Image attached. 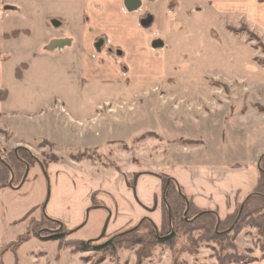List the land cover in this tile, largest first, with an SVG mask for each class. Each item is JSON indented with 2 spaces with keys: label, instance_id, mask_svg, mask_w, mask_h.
Masks as SVG:
<instances>
[{
  "label": "rangeland",
  "instance_id": "374dc122",
  "mask_svg": "<svg viewBox=\"0 0 264 264\" xmlns=\"http://www.w3.org/2000/svg\"><path fill=\"white\" fill-rule=\"evenodd\" d=\"M54 1L22 2L18 26L40 18L34 30L38 38L43 33L40 20L60 13L71 19L72 30L77 29L80 19L72 9L78 11L80 5H54ZM141 2V18L151 16L147 29L165 47L151 48L156 53L153 56L144 54L156 60L130 69L115 48H101L128 74V85L90 82L82 86L74 48L57 49L60 53L48 50L45 56L33 55L37 48H24L20 41L9 48L10 57L1 72L7 89H0V102L7 101L2 108L5 114L0 112V157L24 147L38 161L27 166L20 188L12 180L10 186L0 188V264H240L246 257L264 258V219L258 228L252 225L255 217L251 215L233 231L232 226L219 229L218 218L211 238L205 231L174 227L171 243L152 241L151 224L142 222L147 218L157 234L165 232L161 228L166 217L161 211L160 175L175 180L182 168L205 162L235 165L248 170L255 181L250 192L254 189L258 159L264 153V129L241 131L233 113L253 108L257 115H264V36L244 23L234 25L233 15L221 17L202 2ZM25 59H30V69L24 77L27 64L19 62ZM145 93L160 99L170 94L193 96L195 119L182 130L184 120L180 118L177 130L163 126L153 110L162 102L132 101L133 96L144 98ZM204 98L212 101L207 104ZM95 111V119H89ZM121 116L127 118L126 123ZM111 121L116 129L110 135L121 132L124 139L101 142L98 147L84 143L80 128ZM162 129L166 134L158 132ZM235 158L234 164L229 163ZM108 170L113 171V188L101 189L98 184L95 189L98 177H105ZM150 175L159 180L154 195L156 221L148 210L140 208L142 214L132 215L120 208L127 194H133L132 189L136 192V177L151 189ZM111 201L118 207L113 208ZM185 214L183 220L190 218ZM137 238L141 243L133 241ZM74 240H83L87 247L78 249ZM106 242H111L110 247L102 248Z\"/></svg>",
  "mask_w": 264,
  "mask_h": 264
},
{
  "label": "crops",
  "instance_id": "0c3cea01",
  "mask_svg": "<svg viewBox=\"0 0 264 264\" xmlns=\"http://www.w3.org/2000/svg\"><path fill=\"white\" fill-rule=\"evenodd\" d=\"M24 1L28 0H0V89H7L3 88L1 81V72L5 63L4 60L10 57L9 48H11L12 44L19 41L24 48H37L38 53L35 52L33 55L36 54L40 56H45V52H48V50L60 53L64 48H74V52L77 51L76 59H78L80 64L79 77L82 86L90 82L127 84L126 77H128V74L126 76V72L123 73L121 67L114 62L112 56L108 54L107 51L101 52V48H108V50L115 48L118 54H121V57L124 58V62L127 63L130 69H132L131 66H141L142 62L149 60L146 56L155 55L156 53H154L151 48H165L163 47L161 38L159 41L162 42V44L160 46H153V42L157 40H154L153 34L147 29L149 25L143 26L141 24L142 16L138 12L140 8L129 11L124 5V0H55L52 2L54 5L66 3L80 5L78 11H76V8L72 9L73 13L77 12L78 19H80L77 24L78 28L72 30L69 22L71 19L64 16V14H47L40 20L43 24V33H40L38 38L35 36L34 30L38 27L37 21L40 18L36 20L31 19V24L28 26H18L16 19L17 15L23 13L21 4ZM147 1L153 2L155 0ZM164 1H166L167 5L169 3H178L180 5L183 3L196 4L202 2L210 9L216 11L221 17L227 18L233 15L236 18V23L234 25L240 26L241 23H244L250 29L254 30L256 34L264 36V0ZM168 13L170 12L168 11ZM228 24L233 23L228 21ZM14 31H18V35L10 36ZM98 43H100V45H98ZM57 49L61 51L57 52ZM144 54L148 55L144 56ZM153 60H156V58L150 59L149 62L151 63ZM20 63L27 64V68L23 73L25 77L30 69V59H25L19 62V64ZM15 80L17 79L15 78ZM21 81L22 80H17V82ZM220 95L223 94L220 93ZM144 96V98L133 96L132 101L156 100L162 102L155 105L153 110L156 116L162 118L160 120H162L163 126L173 127V129L177 130V124L180 125L178 122L180 118L184 120V126L181 128L182 130L187 128L186 126L195 119L191 111L194 109V102L196 101L193 99V96L181 97L170 94L161 99L158 98L157 95L152 97L150 94L146 95V93ZM8 97L9 92L7 98ZM113 100L114 99L105 101ZM115 100L118 101V99ZM202 100L206 101L207 104L212 101L210 98H204ZM6 101L7 99L4 102H0V112L2 114H5L2 108L3 105L6 104ZM121 102L128 101L122 100ZM187 102H190L191 109L190 104ZM98 105L99 103L95 106L98 107ZM198 111L199 110H197V112ZM233 114L238 118L237 123L241 131H246L247 133L251 132L253 129H264V115H257L253 108L245 109L243 112H241L240 108L239 113ZM95 115L96 111L95 114H90L89 119H95ZM121 117L123 118V116ZM202 117L204 116H200V118ZM224 118L226 121V117ZM126 119L125 117L121 121L126 123ZM102 123L104 124V122ZM112 125V121L102 126H99V124L88 125L85 128L83 127L84 129L80 128V136L82 139H85L84 143L94 147H98V143L108 140L124 139L121 132L113 136L110 135V132L114 133L113 127L115 128V125L113 127ZM117 127L119 128V125H117ZM158 132L165 133V129ZM42 138L43 137H40L38 139ZM185 138L196 139L195 137ZM235 162L236 158L229 161V163L233 164ZM104 176L105 177H98L100 180H96L97 187H95V189L101 186V189L113 188L111 179V177L114 176L113 171L108 170L107 174H104ZM150 176L153 177V185L149 190L143 186L145 180L142 179L143 182H141L138 181L136 177V183L138 181V185L135 183V186H137L136 192L132 189L133 194H130L127 190V202L125 200L127 204L121 199L122 204L120 208L122 211L128 210L129 214L132 213L133 215V213H136L139 215L143 213L141 209H145L151 212V217L154 215V220L157 218L158 205L156 196L154 195L157 194L156 187L159 184L156 183V181L159 180L152 175ZM175 176V180L177 179L176 181H178V183L180 182V185L184 187L187 195L191 196L193 203L197 207L215 211L220 219L233 211L236 203L240 202L250 192L255 182L251 181L249 172L245 168H237L235 165H231V167H222L216 163L207 164L206 162L202 166L196 167L193 165L188 168H182ZM98 184H100L99 187ZM135 193L137 195L136 198H134ZM111 204L113 208L118 207V204H115L113 201H111ZM247 264H264V258Z\"/></svg>",
  "mask_w": 264,
  "mask_h": 264
},
{
  "label": "trees",
  "instance_id": "16d2710c",
  "mask_svg": "<svg viewBox=\"0 0 264 264\" xmlns=\"http://www.w3.org/2000/svg\"><path fill=\"white\" fill-rule=\"evenodd\" d=\"M18 33V31H14L10 36H17ZM17 72L18 69H15V75ZM16 78L19 79V76H16ZM0 100L2 99L0 98ZM37 161V158L24 147H17L10 151L6 157H0V188L10 186V180H12V184H19L24 177L27 166L30 167L33 163H37ZM258 170L259 176L254 189L236 207L234 213L227 215L224 219H220V222L217 221L218 216L215 211L205 209L197 210L195 208L197 206L193 203L191 196L181 191L176 180L165 174L160 175L161 211L163 216L165 215L166 217V222L161 225V228L165 232L163 234H157V230L151 221L143 218L142 222L147 221L151 224L152 231L150 238L156 243H171L174 235L171 234L170 230L174 227H182L181 225L191 230L198 229L205 231L208 233V237L211 238L210 233L218 222L219 229H227L232 226L231 230L233 231L238 229L243 223V220L250 215L251 217H255L252 218V225L260 228V225L257 223L261 219H264V153L260 156ZM182 213H186L185 216L189 215L190 218L187 217V220H183L184 216H182ZM197 214L200 215L197 216ZM53 237L59 239L60 236ZM133 241L135 243H141L138 238ZM71 242L80 250H84V247H87V244L83 240H74ZM110 245L111 242H106L102 245V248H109ZM253 261H256V259L246 257L240 264H247Z\"/></svg>",
  "mask_w": 264,
  "mask_h": 264
},
{
  "label": "water",
  "instance_id": "95a60500",
  "mask_svg": "<svg viewBox=\"0 0 264 264\" xmlns=\"http://www.w3.org/2000/svg\"><path fill=\"white\" fill-rule=\"evenodd\" d=\"M124 5L127 8V10L132 11V10H135V9L140 7L141 0H124ZM150 22H151V17L150 16H148L147 18H144V19L141 20V24L143 26L148 25ZM161 44H162V42H160L159 40L153 42V46H160ZM98 45H100V43H98ZM259 159H258V163H259ZM257 167H258V165H257ZM28 170H29V168L27 167L23 179L21 180L20 184L16 188H20L21 187V185L23 184V182L25 180V177L27 175ZM44 208H45V204L43 205L42 209L44 210ZM108 220H109V217L107 218V221H106V224L104 225L102 233H104V231L106 229Z\"/></svg>",
  "mask_w": 264,
  "mask_h": 264
},
{
  "label": "flooded vegetation",
  "instance_id": "af4514ba",
  "mask_svg": "<svg viewBox=\"0 0 264 264\" xmlns=\"http://www.w3.org/2000/svg\"><path fill=\"white\" fill-rule=\"evenodd\" d=\"M141 4H142V2H141Z\"/></svg>",
  "mask_w": 264,
  "mask_h": 264
}]
</instances>
